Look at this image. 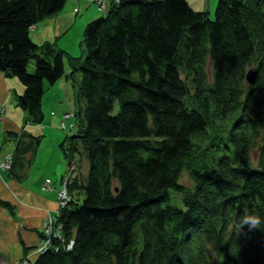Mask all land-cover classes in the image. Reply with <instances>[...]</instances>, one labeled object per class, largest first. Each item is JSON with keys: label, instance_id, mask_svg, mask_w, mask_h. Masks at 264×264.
<instances>
[{"label": "trees", "instance_id": "16d2710c", "mask_svg": "<svg viewBox=\"0 0 264 264\" xmlns=\"http://www.w3.org/2000/svg\"><path fill=\"white\" fill-rule=\"evenodd\" d=\"M66 1L0 0V72L23 86L26 121L42 124L65 59L83 104L59 144L70 201L26 262L264 264V0H218L213 19L187 0H111L84 59L29 36ZM4 140L21 180L41 137Z\"/></svg>", "mask_w": 264, "mask_h": 264}, {"label": "crops", "instance_id": "0c3cea01", "mask_svg": "<svg viewBox=\"0 0 264 264\" xmlns=\"http://www.w3.org/2000/svg\"><path fill=\"white\" fill-rule=\"evenodd\" d=\"M110 2L107 1L108 7ZM48 21H44L42 30L47 37L53 34L52 29H46ZM35 27L30 30L29 36L38 44L40 35L34 38ZM22 93L23 86L17 78L5 77L0 72L1 160L14 149L11 141H6L7 146L3 145L7 132L19 133L24 130L32 136L41 137L36 153L28 157L30 162L23 179L16 180L5 171L0 173V200L13 207L11 213L7 207L0 206V264H21L24 260L33 263L36 260L39 255L37 248L41 240V224L57 210V191L62 188L61 177L67 171L63 161L58 162L59 148H55L52 142L49 146L41 147L43 134H47L44 122L39 125L30 124L26 121L25 112L16 106V97ZM61 163L62 171L59 173ZM47 180H50L49 185L46 184Z\"/></svg>", "mask_w": 264, "mask_h": 264}, {"label": "rangeland", "instance_id": "374dc122", "mask_svg": "<svg viewBox=\"0 0 264 264\" xmlns=\"http://www.w3.org/2000/svg\"><path fill=\"white\" fill-rule=\"evenodd\" d=\"M107 1L108 0H104L105 9H100V6H98L96 3L91 2V0H67L63 9L55 17L47 19L49 21L48 27L46 29H52L51 31L53 34L51 36L47 37L45 34L42 33L45 24L44 21L46 20L40 22L39 24L41 25H37L34 28V38L40 35V37L37 39L39 41L37 45L40 46L45 43L55 44L58 49L65 51L70 56L77 58L83 55L82 58L84 59L85 55L82 51V37L85 26L92 20L104 17L106 15L108 10ZM187 1L189 6L194 11H207L209 17L211 19L214 18V12L218 0ZM71 71L72 69L68 64L67 60L65 59L64 76L54 86L49 87V89L45 91L43 95L42 111L44 113V123H42L45 126L47 134H43L44 137L42 140V148H44V146H46L47 144V146H49L52 142L55 148L58 149L61 141H63L66 136H72V134L74 133V131L71 130V124L73 122L72 114L69 117L71 119L66 121L67 127L62 128V123L65 119V117L63 116L67 113H73L74 110H77L79 108V105H83L82 102L80 103L79 101H76V88L74 87V84L71 78L69 77ZM76 78L80 80L79 74H76ZM66 116L68 117V115ZM55 138L57 139L56 142L54 141ZM7 145L5 144V146ZM59 150L60 148L58 149V151ZM8 156V154L5 155L0 162V173L3 171V165L4 163H6ZM58 156V162L62 160L64 166H66L67 169V171L66 169H64L66 171L64 172L65 175H63V178L61 177L63 188L64 184L66 187L69 181L74 178L75 171L73 169V166L67 165V162L64 161L63 155L60 153V151ZM52 159L55 160L53 156ZM58 170L59 173L62 171V163L60 164ZM180 182L187 187H191V182L186 174L182 175ZM46 184L49 185L48 183ZM62 188L60 190H63ZM58 195L59 192L57 191V196ZM59 202L60 201L57 200V206ZM52 217H47L44 223L41 224L40 230L43 239L48 237L52 233V231L55 232L56 230L57 232V228L52 221ZM43 239L42 241L40 240L37 252H39L40 250L42 251L45 248V241H43ZM25 261L26 260H24L21 264H23Z\"/></svg>", "mask_w": 264, "mask_h": 264}, {"label": "built area", "instance_id": "2783aa9c", "mask_svg": "<svg viewBox=\"0 0 264 264\" xmlns=\"http://www.w3.org/2000/svg\"><path fill=\"white\" fill-rule=\"evenodd\" d=\"M91 2H93V3H96L98 6H100L99 8L100 9H105V3H104V0H91ZM66 115H68V117L66 116ZM71 116V114H65L63 117H65V119L66 120H68V118ZM65 119H64V121H65ZM63 121V123H62V128H64L66 125H65V122ZM9 159V158H8ZM7 159V161H6V163H4V167H3V169H8L9 168V160ZM47 183H48V181H47ZM63 190H60L59 191V195L57 196V200H59L60 202L58 203V206L60 207V208H63L64 206H66L67 205V203L70 201V197L68 196V194H67V190H66V187H65V184H64V186H63V188H62ZM58 214V213H57ZM52 221H53V223H55V221H56V216H53L52 217ZM47 244H49V240L48 239H46L45 240V248L44 249H46V247H47ZM43 249V250H44ZM41 252V250L38 252V253H40ZM23 264H28L26 261L23 263Z\"/></svg>", "mask_w": 264, "mask_h": 264}, {"label": "water", "instance_id": "95a60500", "mask_svg": "<svg viewBox=\"0 0 264 264\" xmlns=\"http://www.w3.org/2000/svg\"><path fill=\"white\" fill-rule=\"evenodd\" d=\"M254 76H255V74L253 72H249L247 74V81L249 82V84H253Z\"/></svg>", "mask_w": 264, "mask_h": 264}, {"label": "bare ground", "instance_id": "6f19581e", "mask_svg": "<svg viewBox=\"0 0 264 264\" xmlns=\"http://www.w3.org/2000/svg\"><path fill=\"white\" fill-rule=\"evenodd\" d=\"M59 191H60V190H59ZM59 191H58V192H59Z\"/></svg>", "mask_w": 264, "mask_h": 264}]
</instances>
